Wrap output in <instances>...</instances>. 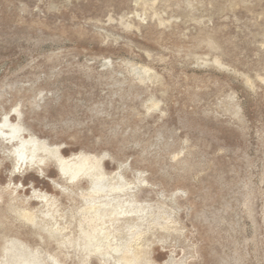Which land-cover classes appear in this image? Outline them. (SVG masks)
Masks as SVG:
<instances>
[{"label": "rangeland", "instance_id": "obj_1", "mask_svg": "<svg viewBox=\"0 0 264 264\" xmlns=\"http://www.w3.org/2000/svg\"><path fill=\"white\" fill-rule=\"evenodd\" d=\"M0 128L1 262L264 264V0H0Z\"/></svg>", "mask_w": 264, "mask_h": 264}, {"label": "bare ground", "instance_id": "obj_2", "mask_svg": "<svg viewBox=\"0 0 264 264\" xmlns=\"http://www.w3.org/2000/svg\"><path fill=\"white\" fill-rule=\"evenodd\" d=\"M7 126L12 128L13 125H11L9 123ZM1 128H3V127H1ZM1 128H0V130H2ZM10 132H12V130ZM2 133L4 134L5 132H3V130H2ZM4 135L6 136V134H4ZM11 138H15V135L14 134L12 135V133H11V137H10V134H9V138L8 139H11ZM40 141H39V139H36V138H31L29 141L28 140L27 141L23 140V143L21 145L22 147L20 149L18 148V151H17V154H16V156H17V167H19V166L21 167L25 163H30L33 166L34 165H38L40 167V166H42L41 165L42 163L46 162L44 158H39V156H38L39 155L38 151L41 150V148H42V147H40L41 143H42V142L40 143ZM43 143H42V145H43ZM46 146H43L42 150L46 149L47 148ZM45 152H47V151L45 150ZM78 158L79 159H77V160H73V159L72 160H66V159L62 158L61 160L59 159L60 162L58 160V163H60L61 171L63 172V174H65L67 176L70 175L69 177L71 178V180H75L82 173L91 172L93 170H99L97 165L89 163L90 159H88L87 157H82L81 156V158H80L78 156ZM74 159H76V158H74ZM97 193L98 192L96 190L92 189L90 191V193H89L88 198L93 199V200L98 199V197L96 195ZM36 196L38 198H40V199L45 200V201H49L50 200V197H48L47 195L38 194ZM107 196L108 195H106L105 197H107ZM47 215H49V213H47ZM84 218L85 219H90V216H86ZM91 219L93 221H96V219H94L92 217H91ZM81 230L85 231L84 229H81ZM83 238H85V239L87 238L86 241L92 242V240L95 238V234H86L85 232H83ZM86 241H84L85 242L84 244L89 243V242H86ZM71 245L77 246V248H80L81 247V239H80V237L72 239L71 240ZM8 252H10V251H8ZM0 264H10V263L1 262L0 261ZM13 264H15V263H13ZM18 264H34V262L31 261L28 258H25V260H23L22 262H20ZM85 264H87V263H85Z\"/></svg>", "mask_w": 264, "mask_h": 264}]
</instances>
